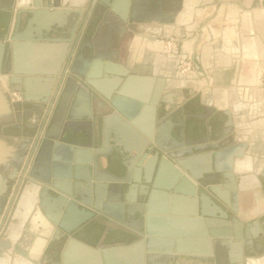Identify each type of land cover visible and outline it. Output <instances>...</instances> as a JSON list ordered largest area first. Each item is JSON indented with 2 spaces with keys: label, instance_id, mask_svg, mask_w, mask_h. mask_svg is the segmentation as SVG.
I'll use <instances>...</instances> for the list:
<instances>
[{
  "label": "water",
  "instance_id": "95a60500",
  "mask_svg": "<svg viewBox=\"0 0 264 264\" xmlns=\"http://www.w3.org/2000/svg\"><path fill=\"white\" fill-rule=\"evenodd\" d=\"M87 3L0 0V27L8 25L0 42V78L8 90L0 93V134L23 139L0 146V192L8 180H17L11 174L16 166L27 165L0 252L29 250L38 236L45 240L41 250L60 245L59 264H264V212H251L243 222L239 208L240 193L262 184L255 171L264 175L250 154L256 133L243 122L245 116L249 123L256 118L254 81L243 83L227 71L231 88L217 94L224 106L216 105L217 111L226 118L222 125L206 117L198 125L197 116L184 114L187 100L180 98L191 75L180 74L182 62L167 65L153 95L133 97L130 72L113 63L116 46L88 41L91 21L98 16L97 27L107 28L112 39L118 29L110 15L125 27L120 38L152 22L186 28L198 0H98L85 12ZM245 48H240L245 56H236L249 59ZM153 52L151 70L160 73L161 52ZM180 55H187L183 48L174 53ZM167 84L168 94L158 100ZM61 89L50 124L41 127L56 101L54 91ZM149 103L155 123L137 118ZM200 134L205 137L191 140ZM249 159L252 170H241L238 164ZM245 175L255 176L257 185L247 187ZM39 212L45 223L37 227L33 219ZM105 218L142 223V239L130 246L92 247L74 238ZM187 241L212 251H185Z\"/></svg>",
  "mask_w": 264,
  "mask_h": 264
},
{
  "label": "crops",
  "instance_id": "0c3cea01",
  "mask_svg": "<svg viewBox=\"0 0 264 264\" xmlns=\"http://www.w3.org/2000/svg\"><path fill=\"white\" fill-rule=\"evenodd\" d=\"M93 2L94 0H88L85 12L93 4L96 6L98 0L95 3ZM198 4L200 7L195 10L190 26L177 28L161 26L152 22L148 25L138 27L137 31L128 32L129 35L133 36L131 41L127 39V35L120 38L121 35L117 34L122 29L125 30V27L115 16L110 15V19L116 24L114 26L115 29H118L114 39L111 38L113 36L108 37L109 30L107 28L100 29L97 27L98 16L94 17L91 21L94 26L90 31V40L88 41L91 43L95 42L103 48L109 47L110 44L116 46L117 55L114 57L113 63L120 66L125 72H130L129 77L132 84L131 93L134 97V95L139 94L153 95L158 87L161 86L160 82L165 77L161 72H166L169 60L159 55L158 63L160 65V73H154L151 70L152 52H162L163 42L169 37L178 41L179 36H182V31L192 33L191 35H187L190 40L179 42L181 44L180 49L183 48L189 56L196 54L198 63L200 64L198 67L204 73L193 75L189 77L190 80L199 79L200 76L205 75L206 77L203 80L209 81V88L225 86L224 83L218 82L219 78H217L216 73L223 71L224 75H226L225 72L230 71L231 75H235V79L242 78L243 83L251 82L248 80H252L256 84L255 87L251 88V96L256 100V118L253 122L249 123V116H245L243 122L244 128H251L256 133L255 140L250 144V154L255 156L260 166L264 168V0H241L240 3H234L231 0H198ZM14 23L15 21L12 22L10 28L11 33L14 30ZM7 28L8 25H5L4 32L7 31ZM231 30L236 32V34L232 32L234 36L233 34L231 35ZM19 31L23 32V29L20 28ZM5 34L2 33L0 35V42H2ZM235 46L239 48L245 46L246 54L251 57L249 59L237 57L234 53ZM65 64H67V59ZM168 89L169 86L167 84L159 93L158 100L168 94ZM61 91L62 89L60 93ZM0 93H8L1 78ZM14 100H17V97ZM219 100L221 101L218 97ZM56 108L57 105L54 111ZM138 117H143L146 121L153 120L154 123L157 120L156 114L151 109V103L147 105L143 104V107L137 113ZM22 140L0 134V146H9L8 142L13 144ZM252 167L253 162L250 163V168L252 169ZM255 172L259 180L261 179L262 181L261 186L256 189L248 188L250 190L239 195V208L240 213L243 214L241 220L243 222L249 219L251 212H255L257 215L264 212V175L262 173L259 175L257 171ZM257 182L255 176H246L245 185L247 187H255ZM260 218H264V215ZM105 219L106 221L101 223L91 222L93 224V226H90L91 228L85 230L84 228L86 226L83 227L74 234V238L92 247H100L101 244H104L107 239H112V237L117 240L118 238L122 240H119L115 246H130L134 240L140 241L142 239L141 233L144 232L142 223L127 221V225H123L110 219ZM112 224L117 225V234L108 229L107 226ZM130 237L135 239L130 241ZM191 240L194 239L191 238ZM187 242L190 243H185L182 246L185 251L201 254L209 250L212 251L211 247L196 243L198 241ZM255 263L261 264L259 261H255Z\"/></svg>",
  "mask_w": 264,
  "mask_h": 264
},
{
  "label": "flooded vegetation",
  "instance_id": "af4514ba",
  "mask_svg": "<svg viewBox=\"0 0 264 264\" xmlns=\"http://www.w3.org/2000/svg\"><path fill=\"white\" fill-rule=\"evenodd\" d=\"M5 25H2L0 27V35L2 33H6L5 31ZM162 56V55H161ZM191 91L183 92L182 97L180 98V102H183L187 100L186 102V107H185V112L184 114H189V115H194L197 116L199 119H196L198 121V125H203V122L200 120L203 117H206V120L211 121L212 123L215 122H220L222 125L224 122H226L225 116L222 114V112L217 111V106H216V101L214 100H209L206 103L200 99L198 95H194L192 98H190ZM218 97L216 94L215 99ZM194 121V120H193ZM36 124V121H32L30 126H34ZM5 135V134H4ZM6 137H9L5 135ZM202 137H205V135H191V140H198L201 139ZM12 138H17L16 135L12 136ZM20 158V157H19ZM20 166L17 165L15 171H13L11 174L14 176L19 177L20 174ZM20 170V171H19ZM19 172V174H18ZM15 181L8 180L6 183V188L0 192V221L3 219V216L7 214V216L4 217L2 221V225L0 226V237L7 231L10 222H11V217L13 215V212L16 208V203L12 202L11 207L9 208L10 212L8 213V210L6 211V208L8 206V199L11 196V191L12 187L14 185ZM9 214V216H8ZM90 226H93L91 223L90 225L88 224L84 229L87 230L91 228ZM95 226V225H94ZM98 226V225H96ZM109 230L114 231V233H118V227L115 224L108 225L107 226ZM121 237V236H120ZM124 238V237H122ZM130 241H133L135 238L130 237ZM122 241L121 239L118 238L115 239L112 237V239H107L105 241L106 246H115L118 242ZM108 243V244H107ZM61 254L62 250L60 245L57 243H52L48 246L46 250H42L40 253L39 257H35L31 250H24L23 248H19V250H13L12 252L9 251H1L0 252V259H8L10 260V264H15L14 261L17 259H22L28 262V264H59L61 262Z\"/></svg>",
  "mask_w": 264,
  "mask_h": 264
},
{
  "label": "rangeland",
  "instance_id": "374dc122",
  "mask_svg": "<svg viewBox=\"0 0 264 264\" xmlns=\"http://www.w3.org/2000/svg\"><path fill=\"white\" fill-rule=\"evenodd\" d=\"M232 32L236 34V32L234 30H231V35L233 34ZM191 34L192 33H187L186 31H182V36H179V40L178 41H176L174 39H171V38H169L167 40H171V41L177 42V44L179 46V49H180V47H181L180 43L190 40V38H188L187 35H191ZM233 36H234V34H233ZM132 38H133L132 35L127 36V39L129 41H131ZM234 49L237 51V53H236L237 56H245V54H243L241 52L239 47L235 46ZM235 50H234V52H235ZM238 50H239V52H238ZM152 54L156 55L154 52H152ZM159 55H162V54L160 53ZM190 57L192 58V61H194V63H195V73H194V75L200 74V73H204V71H202V70L200 71V69L198 67V66H200V64L198 63L197 55L196 54H191ZM216 76H217V78H219L218 82L224 83L225 86H215V87L209 88V81H204L203 79H205L206 76L202 75V76H200L199 79L186 80V83H184V86H186L187 89H185L183 91L184 92L193 91V93L198 95L200 97V99H202V101L204 103H206L209 100H214L215 101L216 94L223 95L225 93V91L229 92V89L231 88L230 84H228L229 76H230V74L228 72H227L226 75H224V72L220 71V72L216 73ZM174 83H175L174 86L178 87V85H177L178 81L174 82ZM179 84H181V83L179 82ZM25 166H26V164H24L23 167L21 168L19 177L21 176V173H22L23 169L25 168ZM19 177L14 182V185L18 181ZM22 179L23 178H21V186H20L21 189H20V191L18 192V195H17L16 205H17V203H18V201L20 199V196L22 194V191H23L24 181H22ZM14 185H13V187H14ZM13 187H12V191H13ZM12 191H11V194H12ZM9 199H10V197H9Z\"/></svg>",
  "mask_w": 264,
  "mask_h": 264
},
{
  "label": "built area",
  "instance_id": "2783aa9c",
  "mask_svg": "<svg viewBox=\"0 0 264 264\" xmlns=\"http://www.w3.org/2000/svg\"><path fill=\"white\" fill-rule=\"evenodd\" d=\"M178 50H179V46H178L177 42H174L171 40H166L165 42H163V49H162L161 54L163 57H166L169 60L167 64H169V63H177L178 64L179 62H182V64L179 66L180 74L185 75L187 77L190 75L193 76L195 73L194 61H192V58L188 54L185 56L180 55L178 58L175 57L174 53L177 52ZM54 96H56V98H55L56 101H55L51 111L47 113L48 115L46 114L45 117L42 119L41 127L47 128L48 125L50 124L53 113H54V108L56 107V104L58 102V98L60 96V91L54 92ZM26 167H27V165L23 169L21 176L19 177L17 183L15 184V186L13 188L12 194H11L10 199L8 201V206L6 208V211L8 210V213L10 212L9 208L11 207L12 202L16 203L18 192L21 189V187H20L21 186V178H23L24 172H26ZM5 216H7V214H5ZM5 216H3V219ZM8 216H9V214H8ZM3 219L0 221V226L2 225Z\"/></svg>",
  "mask_w": 264,
  "mask_h": 264
},
{
  "label": "bare ground",
  "instance_id": "6f19581e",
  "mask_svg": "<svg viewBox=\"0 0 264 264\" xmlns=\"http://www.w3.org/2000/svg\"><path fill=\"white\" fill-rule=\"evenodd\" d=\"M187 6L189 8H192L193 7V3L192 1H190L189 3H187ZM189 17V13L187 14L186 16V19ZM184 21V20H183ZM216 105L219 106V108L221 107H224L222 104V102L219 100H217L216 102ZM252 161L249 159V160H245L244 162H242L241 164L239 163L238 166H240V169L241 170H245V171H251L252 169L250 168V163ZM246 181V180H245ZM29 196L31 198L32 196V192H29ZM39 223H45V220L43 218V216L39 213L36 214V216L34 217L33 219V224L35 226H37ZM38 227V226H37ZM44 243H45V240L43 238H40L38 236H35V241L33 243V246L31 247V252L32 254L35 256V257H39L40 256V253L42 252V247L44 246ZM9 258L8 259H3L0 261V264H9ZM15 264H28L27 261L25 260H22V259H17L14 261ZM251 264H256L255 261H253Z\"/></svg>",
  "mask_w": 264,
  "mask_h": 264
}]
</instances>
